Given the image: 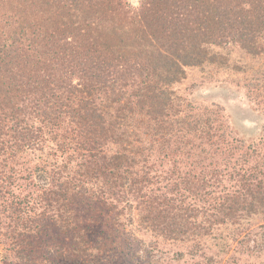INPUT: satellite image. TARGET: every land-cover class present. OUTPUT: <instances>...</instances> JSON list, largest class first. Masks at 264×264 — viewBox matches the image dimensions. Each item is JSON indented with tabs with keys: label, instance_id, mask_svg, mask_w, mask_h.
<instances>
[{
	"label": "trees",
	"instance_id": "1",
	"mask_svg": "<svg viewBox=\"0 0 264 264\" xmlns=\"http://www.w3.org/2000/svg\"><path fill=\"white\" fill-rule=\"evenodd\" d=\"M260 61L264 0H0L4 263L47 229L55 263L264 264V125L190 98L264 97Z\"/></svg>",
	"mask_w": 264,
	"mask_h": 264
},
{
	"label": "rangeland",
	"instance_id": "2",
	"mask_svg": "<svg viewBox=\"0 0 264 264\" xmlns=\"http://www.w3.org/2000/svg\"><path fill=\"white\" fill-rule=\"evenodd\" d=\"M263 61V60H262ZM264 69V63L254 65L251 70L249 71L248 75L249 78H251L253 75L257 74L256 72H261ZM222 73V71H221ZM190 80H194L198 78L200 75L197 70L192 71ZM231 76H226L223 80L218 81H211V83H203V84H196L199 86H196L194 88V91L190 95V98L196 101L201 102H212L216 101L220 104H222L229 115L231 116L233 126L237 133L240 136H244L247 139H256L257 136L262 131V127L264 125V97L259 96L258 98H255V93L247 90L246 87L240 86L239 84L242 83V81L239 84H233V82L230 84L226 79L233 78L235 79V74H230ZM258 75L262 76L264 78V73H258ZM196 76V78H195ZM222 76V75H221ZM239 76H243L239 74ZM201 77V75L199 76ZM220 77V75H219ZM229 77V78H228ZM223 78V76H222ZM219 79V78H218ZM186 83H182V87L185 86ZM263 104V105H262ZM244 114H247V118H242ZM108 216H111V212H105L103 217L108 218ZM107 227V226H106ZM104 228L108 231L107 228ZM133 230V229H132ZM99 232L95 231L93 229L91 233L88 234L89 240L91 242H95L98 238L99 234H107L108 232ZM134 234L129 233V235L132 237H142L140 235V232L133 231ZM49 231L47 229H41L32 240H30L29 246L25 245V250H27L30 253V257L32 260H35L36 263L33 264H64L65 261L56 262L52 258L50 252H47V247L51 246L53 241V235L56 234L55 232H50L51 235L48 234ZM48 234V235H47ZM98 234V235H97ZM147 236V237H146ZM143 237H146V243L149 241L154 240V237H152L150 234ZM206 242L208 244H211V240L207 239ZM91 245V244H90ZM105 246V244H103ZM159 247L164 248L165 250L169 251L171 253L173 250H182L184 249V246H165L162 241L159 242ZM158 247V248H159ZM156 252L158 249H155ZM4 252L2 245H0V264H6L5 261L1 259V254ZM153 252V253H156ZM105 253V249L102 248V253L99 256L100 261L98 258H96L94 255L89 257L88 259H84V264H100L101 257H103ZM116 254V253H113ZM152 254V253H150ZM46 255H49V258H45ZM110 257V256H108ZM50 259V260H48ZM57 259V258H55ZM49 261V263H48ZM20 264H32V262H28L26 260L21 261ZM143 264V263H142ZM181 264H183L181 262Z\"/></svg>",
	"mask_w": 264,
	"mask_h": 264
}]
</instances>
